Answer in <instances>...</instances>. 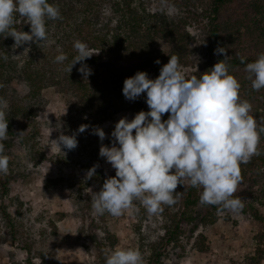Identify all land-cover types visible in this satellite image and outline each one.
<instances>
[{
  "label": "trees",
  "instance_id": "trees-1",
  "mask_svg": "<svg viewBox=\"0 0 264 264\" xmlns=\"http://www.w3.org/2000/svg\"><path fill=\"white\" fill-rule=\"evenodd\" d=\"M135 2L49 0L50 4L59 7L61 18L46 19L48 39L61 35L63 40L59 41V48L68 55V61L63 64L55 62L57 49H48L47 39L39 44L29 42L31 52L18 68L11 58L15 46L13 38L6 37L8 33L0 34V54L8 57L7 60L0 58V79L3 80L0 97H12V105L7 110L8 138L14 134V119L19 116L29 121L43 108L41 90L47 86H53L66 95L72 109L70 115L83 114L87 105L95 107L97 116L109 118L112 112L125 104L122 87L126 78L138 71L158 77L161 67L172 55L179 57L180 66L191 64L190 42L193 36L187 25L199 16L206 20L205 59L195 74L199 76L208 71L227 56L225 62L229 65V72L241 85L240 98L252 105L250 114L257 120L258 127H264V88L253 90L249 74L245 71L246 63L253 62L264 53V3L255 0H170L181 10V14L170 16L165 11L147 10L143 0ZM104 4L109 6L112 15L102 21L101 8ZM15 19L14 28L17 31H30L24 17L17 14ZM78 39L83 40L94 53L83 62L89 64L92 71L87 80L77 71L80 63L70 73L65 71L67 64L77 55L73 42ZM220 47L226 52L214 54ZM241 57L245 58V63H241ZM157 60L160 63H156ZM13 80L26 85L24 96L19 97L16 90L10 87L9 82ZM129 103L136 113L148 111L145 94ZM166 118L167 114L162 117ZM8 138L3 141L7 148L11 144ZM258 151L259 155L240 165L241 181L235 193L244 203L241 213L259 226L253 236L254 251L246 257V264H264V132L260 133ZM81 166L89 168L88 161ZM8 185L9 177L0 174V198L7 195ZM175 191L177 202L171 206L164 205L160 212L164 220L162 233L144 246V264H163L168 250L179 242L187 226H191L193 232L199 226H208L218 219L217 206L205 205L202 210H197L200 189L191 187L185 181L184 186L178 185ZM1 208L3 219L12 229L10 215ZM107 237L112 239L113 245L114 237ZM205 241L202 234L194 241V247L203 254L209 251ZM98 249L99 257L104 261V252Z\"/></svg>",
  "mask_w": 264,
  "mask_h": 264
},
{
  "label": "clouds",
  "instance_id": "clouds-1",
  "mask_svg": "<svg viewBox=\"0 0 264 264\" xmlns=\"http://www.w3.org/2000/svg\"><path fill=\"white\" fill-rule=\"evenodd\" d=\"M160 3L161 11H178L170 0ZM17 14L26 19L29 32L14 28ZM60 18L59 7L49 0H0V34L8 33L6 37L13 38L16 47L46 41V19ZM73 48L77 55L65 71L70 73L80 63L77 71L87 80L92 71L83 62L94 53L79 40L74 41ZM57 52L56 63L68 61L61 48ZM225 52L220 47L214 54ZM0 58L8 57L0 54ZM225 58L199 76H189L182 70L179 57L172 55L155 79L138 71L123 81V96L135 101L145 94L148 111L141 110L131 119L120 118L108 137L110 146L101 144L99 156L111 165L115 176L105 179L100 190L92 192L93 215L108 213L119 217L127 210L139 211L136 201L148 214H158L164 205L177 202L175 190L178 185L184 186L185 181L201 190V205L217 206L220 214L242 212L244 203L235 196L241 181L240 165L260 154L258 145L264 127H258L250 114L252 105L240 98L241 85L230 74ZM240 59L245 63V58ZM245 71L253 90L264 88V53L246 63ZM7 109V101L0 97V174L9 170V156L3 143L9 135ZM165 114L167 118L162 119ZM89 127L82 124L71 135L61 132L52 142L60 151H71L78 146L77 133ZM52 131L50 127L49 136ZM91 134L101 142L106 139L99 126L92 127ZM97 167L89 169L86 177L92 178ZM104 264H144V260L138 248L115 247L104 250Z\"/></svg>",
  "mask_w": 264,
  "mask_h": 264
},
{
  "label": "rangeland",
  "instance_id": "rangeland-1",
  "mask_svg": "<svg viewBox=\"0 0 264 264\" xmlns=\"http://www.w3.org/2000/svg\"><path fill=\"white\" fill-rule=\"evenodd\" d=\"M255 1L264 3V0ZM143 2L151 12L161 10L160 0ZM175 8L178 10L175 13L165 12L170 16L181 14V10ZM111 15L109 6L104 4L101 20ZM205 28L206 20L200 16L187 25L193 36L191 64L181 68L189 76L195 74L205 59ZM60 40H63L61 35L49 37L48 49L59 48ZM30 52V43L13 47L11 58L18 68ZM148 77L156 78L153 74ZM2 81L0 79V83ZM9 85L19 97L27 92L26 85L18 80ZM2 88L0 84V90ZM41 97L43 108L29 121L19 116L14 119V134L8 138L11 144L8 148L4 145L5 154L9 156L6 174L9 185L7 195L0 198V264H104L98 248L104 252L106 248L115 247L138 248L145 260L144 246L162 233L164 220L160 213L148 214L138 201L134 203L139 211L127 210L119 217L108 213L93 215L91 207L92 192L99 191L105 179L115 176V170L99 156V148L102 143L110 146L108 137L120 118L131 119L136 114L130 101L125 99V104L107 118L97 116L95 107L87 105L82 116L70 115L68 98L53 86L43 88ZM4 99L9 110L12 97ZM82 124L89 125V129L77 133L78 146L71 151L62 148L64 154L52 140L61 132L73 134ZM94 126L104 130V141L91 134ZM50 127L53 131L49 136ZM87 161L89 168H83L81 165ZM94 165H98L99 173L89 179L86 173ZM204 206L199 202L197 210ZM1 207L10 215L12 229L3 219ZM258 229V224L245 214L218 213L213 224L199 226L193 232L191 226H187L179 242L168 250L163 264H246V257L254 251L253 236ZM199 234L206 238L209 248L206 254L194 247ZM108 235L114 237L113 245Z\"/></svg>",
  "mask_w": 264,
  "mask_h": 264
}]
</instances>
